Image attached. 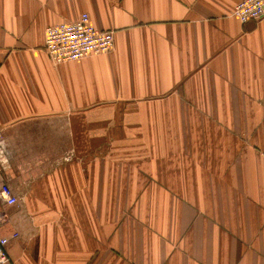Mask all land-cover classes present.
<instances>
[{
	"label": "crops",
	"instance_id": "1",
	"mask_svg": "<svg viewBox=\"0 0 264 264\" xmlns=\"http://www.w3.org/2000/svg\"><path fill=\"white\" fill-rule=\"evenodd\" d=\"M241 1L0 0L4 264H264V19ZM83 12L114 49L53 63L46 28ZM131 131L152 214L111 219L120 168L93 144Z\"/></svg>",
	"mask_w": 264,
	"mask_h": 264
},
{
	"label": "built area",
	"instance_id": "2",
	"mask_svg": "<svg viewBox=\"0 0 264 264\" xmlns=\"http://www.w3.org/2000/svg\"><path fill=\"white\" fill-rule=\"evenodd\" d=\"M233 14L243 24L264 19V0H242L236 5ZM114 45V32L96 27L87 12H83L74 21L49 26L45 31L44 48L57 65L90 55L109 53ZM0 199L11 206L18 202L8 183L0 184ZM18 235L13 233L0 238V264L8 259L6 245Z\"/></svg>",
	"mask_w": 264,
	"mask_h": 264
},
{
	"label": "rangeland",
	"instance_id": "3",
	"mask_svg": "<svg viewBox=\"0 0 264 264\" xmlns=\"http://www.w3.org/2000/svg\"><path fill=\"white\" fill-rule=\"evenodd\" d=\"M111 125L110 134L114 132ZM101 131V129H99ZM94 137L98 138L97 132H94ZM145 134L141 133H131L127 134L124 139L127 140L126 142H117V138H114L110 135L109 141L100 144V142L94 141L93 152H94V162L101 163V156L102 155H110V162L116 168H120V178L118 181L113 182L114 185L111 186V208H110V216L111 219L114 215L117 214L116 204H121V208L119 209V217L121 219H130L131 217H144L149 216L152 214V208L148 207L150 203V196L152 197V192L149 191V186L153 182L151 176L143 175L138 169L141 167H146L150 160L144 159L149 151V148L153 147L149 143H144L145 138H143ZM123 139V140H124ZM142 140V141H141ZM83 145H79V147ZM180 146V145H179ZM156 147V145H154ZM166 147V145H163ZM181 151L180 148L177 153ZM115 156L116 159L114 158ZM104 161V159H103ZM81 163V160L78 161ZM85 161H82L84 163ZM137 167L136 175V185L134 186L132 183V178L127 175L126 177L125 172L131 171V168ZM117 172V169H116ZM118 183H122L119 185ZM136 187V190L134 189ZM179 195L181 193H178ZM164 207H159L158 215H165L164 214ZM100 209H95V217L98 214ZM64 213L62 211H56L53 215L52 219H63Z\"/></svg>",
	"mask_w": 264,
	"mask_h": 264
}]
</instances>
